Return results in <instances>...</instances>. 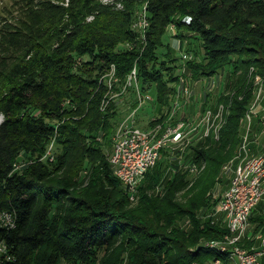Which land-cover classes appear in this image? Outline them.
<instances>
[{
  "label": "trees",
  "instance_id": "obj_1",
  "mask_svg": "<svg viewBox=\"0 0 264 264\" xmlns=\"http://www.w3.org/2000/svg\"><path fill=\"white\" fill-rule=\"evenodd\" d=\"M141 9L149 21L144 37L132 28ZM11 13L0 15V49L14 54L10 63L0 61V213L12 211L15 226L0 227L12 255L0 264H203L225 257L208 243L230 232L205 209L240 142L254 91L251 67L264 76V0H13ZM169 25L181 37L194 34L185 38L190 76L230 69L222 91L204 100L213 110L222 105V123L218 137L188 147V166L179 157L167 171L159 158L132 197L103 142L111 141L117 113L105 73L113 64L116 86L135 68L140 88L166 104L177 83L174 65L158 56ZM52 140L50 161L43 155ZM251 222L253 236L264 235V212ZM246 238L240 246L257 242Z\"/></svg>",
  "mask_w": 264,
  "mask_h": 264
},
{
  "label": "built area",
  "instance_id": "obj_2",
  "mask_svg": "<svg viewBox=\"0 0 264 264\" xmlns=\"http://www.w3.org/2000/svg\"><path fill=\"white\" fill-rule=\"evenodd\" d=\"M148 26V18L145 11L142 10L133 21L132 28L144 37ZM181 56L190 58V55L185 51L181 52ZM250 70L253 72L251 76L254 84L253 97L241 117V120L243 119L247 125L264 99V90H262L264 76L256 72L253 66ZM105 77L110 78L107 83L111 89L112 84L118 79L113 64L105 73ZM136 78V69L133 68L127 74L123 86L131 85ZM182 82L184 79L181 77L180 86L174 93V101L171 103V114L184 107L189 100L192 91L191 84L189 82L182 84ZM150 98V95L146 94L140 100L147 101ZM105 103L106 101H103L102 106ZM221 123L222 105H219L216 110L206 107L197 116L190 119L188 117L178 119L175 123L156 122L148 128L121 124L113 135L114 141L108 157L112 172L133 197L137 194L138 186L146 171L160 158L162 149L184 153L185 148L190 146L194 140H200L211 133L214 137H218ZM248 143V134H241L235 155L224 166V168L232 167L233 162L236 161L232 167L229 186L221 193L214 207V211L222 215L223 222L230 233L222 240H211L208 243L209 247L215 248L229 258L236 259L235 264H261L259 258L264 254V235H257L260 239L259 248L247 249L239 245V241L246 235L245 231L252 210L264 198V153L249 154ZM52 149L53 140L46 150V157L50 161L54 159ZM16 168H19L17 163ZM193 169L191 168V170ZM5 212L7 211L0 213V227H14L15 220L12 211H10L12 212L10 213L11 221H1L4 216H7ZM219 262L220 258H216L213 264H219Z\"/></svg>",
  "mask_w": 264,
  "mask_h": 264
},
{
  "label": "rangeland",
  "instance_id": "obj_3",
  "mask_svg": "<svg viewBox=\"0 0 264 264\" xmlns=\"http://www.w3.org/2000/svg\"><path fill=\"white\" fill-rule=\"evenodd\" d=\"M102 2H110L112 0H101ZM67 1H65L66 3ZM12 3L13 0H0V15L3 17H11V9H12ZM5 10V12H2ZM142 10V9H141ZM15 13V12H14ZM10 21V20H9ZM180 30L174 26L169 25L166 31V34L164 36V45L158 50V56L159 59H164L167 61L168 64L174 65L173 75H177V83L175 84L174 92L169 94L168 101L166 104L158 103L156 98L154 97V90H151L149 92L143 91L140 88V78H136L135 82L131 85H127L126 87L123 86V83H119L116 86L112 84L111 90H110V97L114 99L116 103V116L113 119L114 122V130L111 135V141L106 143L105 140H103L105 146V151L110 150L112 144H113V135L117 131V129L120 127L121 124L126 125H135L141 128H148V124L150 121L154 119H161V123H175L178 119H186L187 117L190 119L192 117L197 116L205 107H208L204 104V100L206 95L213 96L214 94H217L222 91L223 85L226 80V75L229 72V68H225L223 71L212 75V76H203L200 78H193L190 76L189 73H187V60L193 58V54L186 51V44L187 38H191L190 35H194L193 33L188 34V32H184L185 37H181L179 35ZM169 46V48H168ZM124 49V46H120ZM169 51V52H168ZM185 51L190 55V58H183L181 56V52ZM168 52V53H167ZM167 53V54H166ZM171 56H180L179 60L176 61V63H172L168 61L167 59ZM199 58L201 57V53H199ZM14 57V54L9 50L7 52H4L0 49V61H4L5 63H10L12 61V58ZM87 59V56L78 57V62L85 61ZM5 69L3 66L0 65V92L4 89V73ZM170 71V72H171ZM181 77L184 79V82L182 84H185V82H189L192 87V91L189 97V100L184 105V107L177 110L176 113H172L171 103L174 101V93L178 89L181 83ZM108 78V77H107ZM167 78V77H165ZM107 81H110V78L107 79ZM113 82V80H111ZM149 94L150 99H147V101H141L140 99L144 97V95ZM193 103L191 112H187L188 110L187 104ZM183 114V115H182ZM183 116V117H182ZM2 120V114L0 113V122ZM198 140H194L191 144L195 145V143ZM190 144V145H191ZM187 146L185 148V153H182V151L177 150H169L170 156L162 155L160 157L159 161H164V164H168L169 167H167V171H170L172 169H175V165L179 161L183 162L184 165L188 166L189 159H190V153L191 150ZM192 147V146H191ZM47 153L45 151L44 157H46ZM26 160L25 156L22 154L17 159V165L19 168L23 165L24 161ZM232 176V167L228 166L226 168H222L221 172V180L215 185L212 194H211V202L208 208L205 209V213L207 216L212 217L213 219L217 220L218 222H223V217L220 213H217L214 211V207L217 203V200L221 193L229 186L230 178ZM264 206V198H262L256 207L252 210L250 217H249V224L245 231L246 236L248 240H256L257 242L254 244V248H259L260 246V239L257 237V234L253 236L252 231V222L251 218H253L257 214V208ZM7 216H4L1 221H11L10 211L7 210L5 212ZM260 234V233H258ZM3 241L0 242V263L4 259H9L12 255L11 252L8 250L6 246L3 245ZM251 249V248H249ZM259 261L261 264H264V255H262L259 258ZM59 264H70L63 260L59 262Z\"/></svg>",
  "mask_w": 264,
  "mask_h": 264
},
{
  "label": "crops",
  "instance_id": "obj_4",
  "mask_svg": "<svg viewBox=\"0 0 264 264\" xmlns=\"http://www.w3.org/2000/svg\"><path fill=\"white\" fill-rule=\"evenodd\" d=\"M262 90H264V85H262ZM192 105L193 103L187 104L188 107V110H186L187 112H191ZM240 122H241V134L247 133L249 137L248 153L249 154L264 153V99H262L260 105L256 109V112L253 114L251 121L249 122L248 125L243 119ZM235 162L236 161L233 162L232 167L235 164ZM261 212H264V206L257 208V213H261ZM216 258H213L211 260L209 259L203 264H213L215 263ZM235 260L236 259L229 258L228 256L225 255V257L220 258L219 264H235Z\"/></svg>",
  "mask_w": 264,
  "mask_h": 264
}]
</instances>
